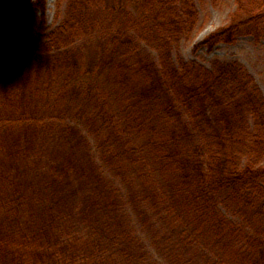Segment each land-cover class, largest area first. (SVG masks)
Instances as JSON below:
<instances>
[{"label": "trees", "instance_id": "obj_1", "mask_svg": "<svg viewBox=\"0 0 264 264\" xmlns=\"http://www.w3.org/2000/svg\"><path fill=\"white\" fill-rule=\"evenodd\" d=\"M46 2L0 0V264H264V94L175 55L196 1ZM235 5L196 50L264 37Z\"/></svg>", "mask_w": 264, "mask_h": 264}, {"label": "rangeland", "instance_id": "obj_2", "mask_svg": "<svg viewBox=\"0 0 264 264\" xmlns=\"http://www.w3.org/2000/svg\"><path fill=\"white\" fill-rule=\"evenodd\" d=\"M195 1L200 13V28L190 39H186L181 42L180 47L175 52V55L179 54L186 61H195L207 68H211L212 62L215 60H221L224 62L239 61L254 76L264 94V37L258 39L252 34H243L238 37L236 43L234 44L221 43L212 51H209L207 48L196 50V46L207 36L229 24L231 15L236 9V5L235 0ZM67 4L68 0H47L46 21L49 30L56 27V25L64 18ZM31 15L36 21L38 20L37 18L39 17V14L32 13ZM38 27L39 23L37 22L36 28ZM85 44L88 45L91 43L87 42ZM83 48L88 50L87 46H84ZM88 52L89 51H87V53ZM91 56L92 54L88 55V57ZM115 181L119 182L118 179H115ZM225 213L227 216L232 217L230 212L227 210H225ZM132 220H134V224L138 229L141 239H143L146 245L150 247L152 254L158 256V253L156 254V250L153 247L151 239L152 232L148 231L146 228L142 229L137 217H132ZM159 226L160 225L157 223L155 226L157 227L156 230L160 229ZM158 259L161 263L168 264L159 256Z\"/></svg>", "mask_w": 264, "mask_h": 264}]
</instances>
